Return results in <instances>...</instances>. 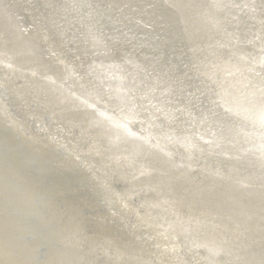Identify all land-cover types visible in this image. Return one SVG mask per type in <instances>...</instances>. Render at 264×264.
<instances>
[{
    "label": "bare ground",
    "instance_id": "bare-ground-1",
    "mask_svg": "<svg viewBox=\"0 0 264 264\" xmlns=\"http://www.w3.org/2000/svg\"><path fill=\"white\" fill-rule=\"evenodd\" d=\"M0 264H264V0H0Z\"/></svg>",
    "mask_w": 264,
    "mask_h": 264
},
{
    "label": "flooded vegetation",
    "instance_id": "flooded-vegetation-1",
    "mask_svg": "<svg viewBox=\"0 0 264 264\" xmlns=\"http://www.w3.org/2000/svg\"><path fill=\"white\" fill-rule=\"evenodd\" d=\"M135 91H136V90H135ZM130 94H131V95H130V96H131V99H134V102H133V103L136 104V101H138V99L140 98L141 94H139L138 92L135 93V92H132V91L130 92ZM136 95H137V96H136ZM138 95H139V96H138ZM133 96H135L136 99H135ZM145 102H146V101H144V102L142 101V102L139 103V104H144ZM137 105H138V104H137ZM139 108L143 110V108H141L140 106H139ZM144 110H146V109L144 108Z\"/></svg>",
    "mask_w": 264,
    "mask_h": 264
}]
</instances>
